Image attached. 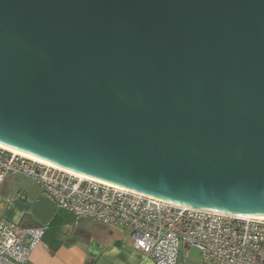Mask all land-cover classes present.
I'll use <instances>...</instances> for the list:
<instances>
[{
    "label": "water",
    "instance_id": "obj_1",
    "mask_svg": "<svg viewBox=\"0 0 264 264\" xmlns=\"http://www.w3.org/2000/svg\"><path fill=\"white\" fill-rule=\"evenodd\" d=\"M0 141L264 214V0H0Z\"/></svg>",
    "mask_w": 264,
    "mask_h": 264
},
{
    "label": "built area",
    "instance_id": "obj_2",
    "mask_svg": "<svg viewBox=\"0 0 264 264\" xmlns=\"http://www.w3.org/2000/svg\"><path fill=\"white\" fill-rule=\"evenodd\" d=\"M9 174L30 178L59 209L128 227L133 246L155 264H177L181 244L197 247L203 263L264 264V217L177 203L0 145V197ZM43 232L0 219V264L25 263Z\"/></svg>",
    "mask_w": 264,
    "mask_h": 264
},
{
    "label": "crops",
    "instance_id": "obj_3",
    "mask_svg": "<svg viewBox=\"0 0 264 264\" xmlns=\"http://www.w3.org/2000/svg\"><path fill=\"white\" fill-rule=\"evenodd\" d=\"M17 176L9 174L3 181L0 219L44 230L23 264H155L111 224L57 208L35 182L27 177L32 182L21 183Z\"/></svg>",
    "mask_w": 264,
    "mask_h": 264
},
{
    "label": "rangeland",
    "instance_id": "obj_4",
    "mask_svg": "<svg viewBox=\"0 0 264 264\" xmlns=\"http://www.w3.org/2000/svg\"><path fill=\"white\" fill-rule=\"evenodd\" d=\"M19 182H32L27 179L24 175H18ZM111 230L119 233L121 236L125 238H131L130 230L124 226L110 225ZM177 264H209L202 262L201 252L197 247H185L184 245H180L179 254L177 259Z\"/></svg>",
    "mask_w": 264,
    "mask_h": 264
},
{
    "label": "bare ground",
    "instance_id": "obj_5",
    "mask_svg": "<svg viewBox=\"0 0 264 264\" xmlns=\"http://www.w3.org/2000/svg\"><path fill=\"white\" fill-rule=\"evenodd\" d=\"M0 145L4 146V147H6V148H8V149H10V150H13V151H16V152H20V153L26 154V155H28V156H31V157H34V158L40 159V160L45 161V162H47V163H49V164H53V165H55V166H59V167L65 168V169H67V170H71V171H73V172H75V173H78V174H81V175H85V176H88V177L97 178V179H100V180H103V181H106V182L112 183L111 181H108V180H106V179H102V178H99V177H97V176H92V175H90V174H87V173H84V172H81V171H78V170H75V169L69 168V167H67V166H64V165H62V164H59V163L54 162V161H52V160L46 159V158H44V157H41V156H39V155H37V154H35V153H33V152H30V151H27V150H24V149L18 148V147H16V146H12V145L7 144V143H5V142L0 141ZM112 184L119 185V184H116V183H112ZM119 186H121V185H119ZM237 214L242 215V216H245V215H254V216L264 217V214H258V213H244V212H238Z\"/></svg>",
    "mask_w": 264,
    "mask_h": 264
},
{
    "label": "trees",
    "instance_id": "obj_6",
    "mask_svg": "<svg viewBox=\"0 0 264 264\" xmlns=\"http://www.w3.org/2000/svg\"><path fill=\"white\" fill-rule=\"evenodd\" d=\"M21 225V224H20ZM25 226V225H24Z\"/></svg>",
    "mask_w": 264,
    "mask_h": 264
}]
</instances>
